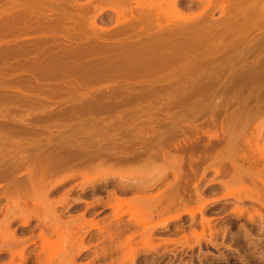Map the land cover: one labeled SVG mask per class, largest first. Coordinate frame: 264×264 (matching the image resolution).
<instances>
[{
  "label": "rangeland",
  "instance_id": "rangeland-1",
  "mask_svg": "<svg viewBox=\"0 0 264 264\" xmlns=\"http://www.w3.org/2000/svg\"><path fill=\"white\" fill-rule=\"evenodd\" d=\"M170 1L0 0V264H264V0Z\"/></svg>",
  "mask_w": 264,
  "mask_h": 264
},
{
  "label": "bare ground",
  "instance_id": "bare-ground-1",
  "mask_svg": "<svg viewBox=\"0 0 264 264\" xmlns=\"http://www.w3.org/2000/svg\"><path fill=\"white\" fill-rule=\"evenodd\" d=\"M168 1H169V0H168ZM171 1L173 2V6H172V8H174V6H175V7H178V9H177V14H178L179 12H181V11H178V10H179V6H178V1H179V0H171ZM171 1H170V2H171ZM202 1H203V0H202ZM204 1H205V0H204ZM207 1H208V4H207V6H206L205 8L208 10L210 7H212L211 9H213V6H214L215 4H214L212 1H214V0H207ZM221 1H222V0H221ZM227 1H228V0H227ZM233 1H234V0H233ZM163 2H164V1H163ZM170 2H169V3H170ZM172 2H171L170 4H172ZM211 2H212L213 4H212ZM216 2H217V0H216ZM224 2H225V0H224ZM235 2H236V1H235ZM235 2H234V3H235ZM247 2H248V1H247ZM151 3H152V2H150V4H151ZM206 3H207V2H206ZM222 3H223V2H222ZM230 3H231V2H230ZM237 3H238V2H237ZM170 4H168L169 7H170ZM256 4H257V3H256ZM148 5H149V3H148ZM164 5H165V3H164ZM227 5H228V4H227ZM227 5H226V6H227ZM230 5H231V4H230ZM142 6L145 7V5H142ZM146 6H147V5H146ZM153 6H154V5H153ZM162 6H163V5H162ZM222 6L224 7V5H222ZM222 6H220V7H222ZM13 7H14V6H13ZM144 7H143V8H144ZM154 7H155V6H154ZM154 7H152V8H154ZM223 7H222V8H223ZM229 7H230V6H229ZM229 7H228V8H229ZM11 8H12V7H11ZM145 8H146V7H145ZM148 8H149V7H148ZM155 8H156V7H155ZM157 8H158V7H157ZM162 8H163V7H162ZM170 8H171V7H170ZM174 9H175V8H174ZM174 9H172V10L174 11ZM206 9H204V11H203V9H202L201 11L205 12ZM211 9H209V10H211ZM9 10H10V9H9ZM165 10H166V8H165ZM172 10H171V12H172ZM213 10H214V9H213ZM226 10H227V9H225V11H226ZM119 11H121V10H119ZM124 11H125V10H124ZM124 11L122 10V15H123V12H124ZM127 11H128V10H127ZM15 12H16V11H15ZM203 12H202V13H203ZM125 13H127V12H125ZM202 13L200 12V14H201V15H200V16H201L200 18L203 17L201 20H203V19L205 18V15L202 14ZM205 13H208V11H206ZM209 13H210V11H209ZM10 14H11V13H10ZM118 14L121 16V13H118ZM175 14H176V11H175ZM179 14H180V13H179ZM212 14H213V13H211L210 15L212 16ZM233 14H234V13H233ZM124 15H125V14H124ZM154 15H155V13H154ZM181 15H182V14H181ZM207 15H208V17L210 16L209 14H207ZM8 16H9V13H8ZM147 16H148V14H147ZM155 16H156V15H155ZM177 16H178V15H177ZM183 16H184V15H183ZM193 16H194V15H193ZM193 16L191 17V15H190V19L188 20V21H190V23H191V22L195 23ZM211 16H210L208 19L211 20ZM94 17H97V14H96V16H94ZM157 17H158V15H157ZM175 17H176V16H175ZM178 17H179V16H178ZM184 17H185V16H184ZM184 17H182V18L184 19ZM229 17H230V16H229ZM232 17H233V16H232ZM0 18H1V17H0ZM22 18H23V17H22ZM124 18H125V17H124ZM182 18H180V19H182ZM187 18H189V17H187ZM15 19H16V18H15ZM90 19H91V18H90ZM92 19L95 20L96 18H92ZM130 19H131V18H130ZM183 19H182V20H183ZM191 19H192V21H191ZM227 19H228V16H227ZM94 20H93V23H95ZM176 20H177V19H176ZM178 20H179V18H178ZM204 20H205V19H204ZM204 20H203V21H204ZM206 20H207V19H206ZM206 20H205L206 23H208V22L210 21V20H208V22H207ZM9 21H10V20H9ZM126 21H127V19H126ZM180 21H181V20H180ZM185 21H186V20H185ZM188 21H187V22H188ZM174 22H175V21H174ZM187 22H186L185 24H188V23H189V22H188V23H187ZM5 23H6V22H5ZM175 23H177V22H175ZM168 24H171V23H168ZM183 24H184V23H183ZM185 24H184V25H185ZM120 25H122V24L120 23ZM160 25H161V24H159V27L162 26V25H161V26H160ZM177 25H178V24H177ZM210 25H211V24H210ZM6 26H7V24H6ZM12 26H13V25H12ZM12 26H11V27H12ZM87 26H88V25H87ZM90 26H91V25H90ZM92 26H93V25H92ZM122 26H123V25H122ZM182 26H183V25H182ZM194 26H195V27H196V26L198 27V25H194ZM208 26H209V24H208ZM4 27H5V25H4ZM8 27H9V26H8ZM15 27H16V26H15ZM98 27H99V26H98ZM118 27H119V26H118ZM179 27H180V26H179ZM205 27L207 28L206 25H205ZM205 27H202V28L204 29ZM209 27H210V26H209ZM211 27H212V26H211ZM6 28H7V27H6ZM29 28H30V27H29ZM122 28H123V27H122ZM124 28H125V27H124ZM182 28H183V27H182ZM185 28H187V27H185ZM190 28L193 29L194 27H191V25H190L189 28H188L189 31L191 30ZM222 28H223V26H222ZM228 28H229V26H228ZM13 29H14V28H13ZM159 29H160V28H159ZM175 29H177V28H175ZM183 29H184V28H183ZM196 29H197V28H196ZM196 29H194V30H196ZM208 29H209V28H208ZM87 30H88V29H87ZM142 30H143V29H142ZM157 30H158V29H157ZM177 30H180V28L177 29ZM78 31H79V30H78ZM82 31H83V30H82ZM93 31H94V30H93ZM152 31H153V30H152ZM184 31H185V30H184ZM186 31H187V30H186ZM189 31H187V32H189ZM196 31H197V30H196ZM171 32H172V31H171ZM177 32H178V33H177ZM177 32H176V33H175V32H174V33H170V34H172L173 37H175V38L172 37V39H175V40H176L177 37L179 38V35H180L181 31H177ZM179 32H180V33H179ZM187 32H185V33H187ZM190 32L192 33L193 30L190 31ZM190 32H189V33H190ZM0 33H1V32H0ZM3 33H4V32H3ZM89 33H91V32H89ZM93 33H94V32H93ZM118 33H120V32H118ZM163 33H164V32H163ZM191 33H190V34H191ZM194 33H196V32H194ZM81 34H82V33H81ZM81 34H80V35H81ZM83 34H84V32H83ZM157 34H158V32H157ZM160 34H161V33H160ZM164 34H165V33H164ZM173 34H174V35H173ZM201 34H202V33H201ZM144 35H146V34H144ZM166 35H167V34H166ZM186 35H188V33H187ZM193 35H194V34H193ZM210 35H211V34H210ZM91 36H92V33H91ZM133 36H134V35H133ZM157 36H158V35H157ZM183 36H184V34H183ZM188 36H189V35H188ZM188 36H187V37H188ZM207 36H208V35H207ZM46 37H47V36H46ZM70 37H71V36H70ZM124 37H125V36H124ZM131 37H132V36H131ZM149 37H150V36H149ZM158 37H159V36H158ZM161 37H162V36H161ZM189 37H190V36H189ZM191 37H192V36H191ZM193 37H194V36H193ZM193 37H192V38H193ZM197 37H198V36H197ZM213 37H216V36H213ZM82 38H83V37H82ZM136 38H137V37H136ZM144 38H145V37H144ZM165 38H166V37H165ZM167 38H169V37L167 36ZM178 38H177V39H178ZM181 38H183V37L181 36ZM192 38H191V39H192ZM84 39H85V38H84ZM155 39H156V38H155ZM162 39H163V38H162ZM184 39H185V38H184ZM187 39H188V38H187ZM197 39H198V38H197ZM130 40H131V39H130ZM158 40H159V39H158ZM158 40H157V41H158ZM164 40H165V39H164ZM181 40H182V39H181ZM181 40H180V38H179L178 41H176V42H179V41H181ZM207 40H208V39H207ZM211 40H212V39H211ZM108 41H109V40H108ZM159 41H161V39H160ZM172 41H174V40H172ZM183 41H184V40H183ZM199 41L201 42V40H199ZM17 42H18V41H17ZM88 42H89V41H88ZM101 42H102V41H101ZM115 42H116V41H115ZM151 42H152V41H151ZM155 42H156V40H155ZM170 42H171V41H170ZM181 42H182V41H181ZM185 42H187V40H185ZM193 42H194V41H193ZM193 42L191 41V43H193ZM195 42H196V41H195ZM207 42H209V41H207ZM212 42H213V41H212ZM214 42H217V41H214ZM219 42H220V41H219ZM18 43H19V42H18ZM82 43H83V42H82ZM84 43H85V42H84ZM143 43H144V42H143ZM196 43H197V42H196ZM205 43H206V42H205ZM205 43H204V44H205ZM217 43H218V42H217ZM235 43H236V42H235ZM235 43H234V44H235ZM16 44H17V43H16ZM147 44H148V43H147ZM153 44H154V43H153ZM165 44H166V42H165ZM173 44H174V42L172 43V45H173ZM178 44H179V43H178ZM184 44H185V43H184ZM188 44H189V43H187L186 45H188ZM193 44H194V43H193ZM193 44H191L190 47H191ZM200 44H201V43H200ZM200 44H199V45H200ZM236 44H237V43H236ZM87 45H88V44H87ZM113 45H114V44H113ZM116 45H117V44H116ZM141 45H143V44H141ZM162 45H164V42H163ZM170 45H171V44H170ZM174 45H175V44H174ZM199 45H198V48H199ZM205 45H206V44H205ZM210 45H211V44H210ZM215 45H216V44H215ZM51 46H52V45H51ZM155 46H156V45H155ZM155 46H154V47H155ZM158 46H160V45H158ZM167 46H168V45H167ZM235 46H236V45H235ZM12 47H13V46H12ZM174 47H175V46H174ZM188 47H189V45H188ZM188 47H187V48H188ZM193 47H194V45H193ZM196 47H197V44H196ZM196 47H195V48H196ZM200 47H201V46H200ZM208 47H209V46H208ZM126 48H127V47H126ZM185 48H186V47H185ZM201 48H202V47H201ZM201 48H200V49H201ZM209 48H210V47H209ZM215 48H216V47H215ZM215 48H214V49H215ZM217 48H219V47H217ZM13 49H14V48H13ZM27 49H28V48H27ZM152 49H153V48H152ZM159 49H160V48H159ZM159 49H158V50H159ZM212 49H213V47H212ZM214 49H213V50H214ZM55 50H56V49H55ZM173 50H174V49H173ZM190 50H192V49H189V50L187 49V52L190 51ZM193 50H195V49H193ZM205 50H206V49H205ZM207 50L209 51V49H207ZM210 50H211V48H210ZM213 50H211V52H212ZM53 51H54V50H53ZM116 51H117V50H116ZM137 51H138V50H137ZM145 51H147V50H145ZM161 51H162V49H161ZM203 51H204V49H203ZM208 51H205V52H208ZM20 52H21V50H20ZM30 52H31V51H29V53H30ZM16 53H18V51H17ZM22 53H23V52H22ZM130 53H131V52H130ZM158 53H159V52H158ZM189 53H191V52H189ZM208 53H209V52H208ZM208 53H207V54H208ZM9 54H10V53H9ZM171 54H172V53H171ZM191 54H192V53H191ZM201 54H202V53H201ZM209 54H211V53H209ZM205 55H206V54H204V56H205ZM113 56H114V55H113ZM145 56H146V55H145ZM167 56H168V55H167ZM170 56H171V55H170ZM174 56H175V55H174ZM195 56H196V55H195ZM200 56H201V55H200ZM207 56H208V55H207ZM212 56H213V55H212ZM214 56H215V55H214ZM185 57H186V56H185ZM196 57H197V56H196ZM196 57H195V59H196ZM219 57L222 58V56H219ZM124 58H125V57H124ZM157 58H158V57H157ZM172 58H173V57H172ZM204 58H205V57H204ZM215 58H216V57H215ZM109 59H110V58H109ZM177 59H178V58H177ZM207 59H208V58H207ZM131 60H132V59H131ZM173 60H174V58H173ZM202 60H203V59H202ZM229 60H230V59H229ZM112 61H113V60H112ZM128 61H129V60H128ZM178 61H179V60H178ZM240 61H241V60H240ZM103 62H104V61H103ZM211 62H212V61H211ZM211 62H210V63H211ZM221 62H222V61H221ZM221 62H220V63H221ZM242 62H243V61H242ZM242 62H241V63H242ZM254 62H255V61H254ZM104 63H105V62H104ZM128 63H129V62H128ZM225 63H227V62H225ZM22 64H23V63H22ZM98 64H99V63H98ZM142 64H143V63H142ZM145 64H146V63H145ZM151 64H152V63H151ZM155 64H156V63H155ZM163 64H164V63H163ZM222 64H223V63H222ZM42 65H43V64H42ZM107 65H108V64H107ZM111 65H112V64H111ZM129 65H130V64H129ZM192 65H193V64H192ZM210 65H211V64H210ZM232 65H233V64H232ZM38 66H39V65H38ZM127 66H128V65H127ZM163 66H164V65H163ZM97 67H98V66H97ZM183 67H184V66H183ZM197 67H198V66H197ZM218 67H219V66H218ZM228 67H229V65H228ZM262 67H263V66H262ZM128 68H129V67H128ZM158 68H159V67H158ZM169 68H170V67H169ZM178 68H179V67H178ZM225 68H226V67H225ZM143 69H144V68H143ZM235 69H236V67H235ZM242 69H243V68H242ZM38 70H39V69H38ZM126 70H127V69H126ZM141 70H142V67H141ZM156 70H158V69H156ZM160 70H161V69H160ZM184 70H185V69H184ZM187 70H188V69H187ZM95 71H97V70H95ZM150 71H151V70H150ZM198 71H199V70H198ZM213 71H214V70H213ZM196 72H197V71H196ZM201 72H202V71H201ZM241 72H242V71H241ZM213 73H214V72H213ZM242 73H243V72H242ZM247 73H248V72H247ZM262 73H263V72H262ZM50 74H51V73H50ZM89 74H90V73H89ZM236 74H237V73H236ZM58 75H59V74H58ZM85 75H86V74H85ZM144 75H146V74H144ZM183 75H184V74H183ZM185 75H186V74H185ZM210 75H211V74H210ZM212 75H213V74H212ZM216 75H217V74H216ZM243 75H244V74H243ZM260 75H261V74H260ZM37 76H38V75H37ZM39 76H40V74H39ZM43 76H44V75H43ZM55 76H56V75H55ZM180 76H181V75H180ZM197 76H198V75H197ZM89 77H90V76H89ZM106 77H107V76H106ZM128 77H129V76H128ZM236 77H237V76H236ZM33 78H34V77H33ZM68 78H69V77H68ZM197 78H198V77H197ZM35 79H36V78H35ZM102 79H103V78H102ZM194 79H195V78H194ZM199 79H200V77H199ZM204 79H205V78H204ZM216 79H217V78H216ZM236 79H237V78H236ZM75 80H76V79H75ZM185 80H186V79H185ZM185 80H184V81H185ZM200 80H201V79H200ZM230 80H231V79H230ZM251 80H252V79H251ZM253 80H254V79H253ZM256 80H257V79H256ZM256 80H255V81H256ZM260 80H261V79H260ZM27 81H29V80H27ZM202 81H203V77H202ZM225 81H226V80H225ZM255 81H254V82H255ZM262 81H263V80H262ZM25 82H26V81H25ZM76 82H77V81H76ZM81 82H82V81H81ZM190 82H191V81H190ZM237 82H238V81H237ZM258 82H259V81H258ZM153 83H154V82H153ZM213 83H214V82H213ZM228 83H229V82H228ZM194 84H195V82H194ZM198 84H199V83H198ZM209 84H210V83H209ZM253 84H254V83H253ZM255 84H256V83H255ZM73 85H74V84H73ZM81 85H82V84H81ZM148 85H149V84H148ZM202 85H203V84H202ZM191 87H192V85H191ZM200 87H201V86H200ZM244 87H245V86H244ZM75 88H76V87H75ZM187 88H188V87H187ZM141 89H142V88H141ZM170 89H171V88H170ZM175 89H176V88H175ZM244 89H245V88H244ZM252 89H254V88H252ZM74 90H75V89H74ZM155 90H156V89H155ZM191 90H192V89H191ZM191 90H190V91H191ZM245 90H246V89H245ZM249 90H250V89H249ZM257 90H258V89H257ZM61 91H62V90H61ZM72 91H73V90H72ZM187 91H188V90H187ZM194 92H195V91H194ZM256 92H257V91H256ZM261 92H262V91H261ZM101 93H102V92H101ZM148 93H149V92H147V94H148ZM177 93H178V92H177ZM179 93H180V92H179ZM203 93H204V91H203ZM258 93H259V92H258ZM181 94H182V93H181ZM193 94H194V93H193ZM207 94H208V93H207ZM103 95H104V94H103ZM118 95H119V94H118ZM148 95H149V94H148ZM191 95H192V94H191ZM191 95H190V96H191ZM254 95H255V94H254ZM88 96H89V95H88ZM116 96H117V95H116ZM146 96H147V95H146ZM193 96H195V95H193ZM196 96H198V95H196ZM240 96H241V95H240ZM249 96H250V95H249ZM83 97H84V96H83ZM105 97H108V96L105 95ZM150 97H151V96H150ZM186 97H187V96H186ZM191 97H192V96H191ZM241 97L243 98V96H241ZM253 97H254V96H253ZM256 97H257V96H256ZM84 98H85V97H84ZM95 98H96V97H95ZM147 98H148V97H147ZM192 98H193V97H192ZM192 98H191V99H192ZM238 98H239V96H238ZM246 98H247V97H246ZM249 98H250V97H249ZM263 98H264V97H263ZM180 99H181V98H180ZM243 99H244V98H243ZM89 100L92 101L91 99H89ZM99 100H102V99L100 98ZM107 100H108V99H107ZM187 100H188V98H187ZM189 100H190V98H189ZM245 100H246V99H245ZM252 100H253V98H252ZM97 101H98V100H97ZM185 101H186V100H185ZM237 101H238V100H237ZM253 101H254V100H253ZM241 102H242V101H241ZM244 102H246V101H244ZM98 103H99V102H97V104H98ZM114 103H115V102H114ZM115 104H116V103H115ZM115 104H113V106H114ZM239 104H241V103H239ZM248 105H249V104H248ZM261 105H262V104H261ZM101 106H102V105H101ZM94 107H95V105H94ZM98 107H99V106H98ZM196 107H197V106H196ZM244 107L246 108V106H244ZM250 107H251V106H250ZM110 108H111V107H110ZM112 108H113V107H112ZM218 108H219V107H218ZM262 108H264V107H262ZM106 110H107V109H106ZM249 110H250V109H249ZM249 110H248V111H249ZM245 111H246V109H245ZM254 111H255V110H254ZM227 113H228V112H227ZM251 113H252V112H251ZM237 114H238V112H237ZM252 115H253V114H252ZM242 116H243V115H242ZM237 117H238V116H237ZM229 119H230V118H229ZM235 119H236V118H235ZM251 119H252V118H251ZM243 120H244V119H243ZM263 120H264V119H263ZM253 121H254V120H253ZM253 121H252V122H253ZM252 122H250V124H251ZM226 123H228V122H226ZM243 123H244V122H243ZM247 123H248V122H247ZM241 124H242V123H241ZM248 124H249V123H248ZM263 124H264V123H263ZM238 125H239V124H238ZM246 125H247V124H246ZM246 125H245V127H246ZM256 125H257V124H256ZM251 126H252V125H251ZM261 126H262V125H261ZM261 126H260V127H261ZM222 127H223V126H222ZM239 127H241V126L239 125ZM224 128H226V127H224ZM247 128H248V127H247ZM263 128H264V127H263ZM222 129H223V128H222ZM231 129H233V128H231ZM242 129H243V128H242ZM237 130H238V129H237ZM256 130H257V129H256ZM225 131H226V130H225ZM227 131H228V130H227ZM243 131H244V130H243ZM245 131H246V130H245ZM260 131H261V130H260ZM222 133H223V132H222ZM234 133H235V132H234ZM237 133H238V132H237ZM237 133H236V134H237ZM259 133H260V132H258V134H259ZM230 134H231V133H230ZM244 134H245V133H244ZM218 135H220V134H218ZM232 135L234 136V134H232ZM210 136H211V135H210ZM220 136H221V135H220ZM252 136H253V135H252ZM252 136H251V137H252ZM258 136H259V135H258ZM258 136H257V137H258ZM226 137H227V136H226ZM230 137H231V136H230ZM254 137H256V136L254 135ZM254 137H253L252 141H251V140H248V141H247L248 145H249L251 148L253 147V145H255V144L257 145V144H258V143H257V140H258V139L256 140L257 137H256V138H254ZM170 138H171V137H170ZM172 138H174V137H172ZM240 138H241V137H240ZM161 139H162V138H161ZM212 139H213V138H212ZM234 139H235V138H234ZM237 139H238V138H237ZM244 139H245V138H244ZM250 139H251V138H250ZM156 140H157V139H156ZM232 140H233V138H232ZM117 141H118V140H117ZM167 141H168V140H167ZM220 141H221V140H220ZM235 142H237V141H235ZM37 143H38V142H37ZM80 143H81V142H80ZM103 143H104V142H103ZM169 143H170V142H169ZM178 143H179V142H178ZM226 143H227V142H226ZM38 144H39V143H38ZM97 144H98V143H97ZM155 144H156V143H155ZM263 144H264V142H263ZM167 145H168V144H167ZM167 145H166V146H167ZM231 145L234 146L235 144L233 145V143H232ZM241 145H242V144H241ZM244 145H245V144H244ZM72 146H73V145H72ZM97 146H98V145H97ZM99 146H100V145H99ZM73 147H74V146H73ZM83 147H84V146H83ZM87 147H88V146H87ZM172 147H173V146H172ZM237 147H238V146H237ZM254 147H256V146H254ZM31 148H32V147H31ZM71 148H72V147H71ZM76 148H78V146H77ZM79 148H80V147H79ZM155 148H156V147H155ZM192 148H193V147H192ZM224 148H225V147H224ZM227 148H228V147H227ZM234 148H235V147H234ZM259 148H260V147H259ZM106 149H108V148H106ZM237 149H238V148H237ZM239 149H240V148H239ZM249 149H250V148H249ZM261 149H262V148H261ZM60 150H61V149H60ZM69 150H70V149H69ZM194 150H195V148H194ZM219 150H220V149H219ZM219 150H218V151H219ZM231 150H232V149H231ZM233 150H234V149H233ZM233 150H232V152H233ZM258 150H259V149H258ZM63 151H64V150H63ZM82 151H83V150H82ZM103 151H104V150H103ZM239 151H240V150H239ZM41 152H42V151H41ZM71 152H72V151H71ZM223 152H224V151H223ZM235 152H236V151H235ZM253 152L256 153V150L253 151ZM257 152H258V151H257ZM35 153H36V152H35ZM59 153H60V152H59ZM72 153H73V152H72ZM88 153H89V152H88ZM110 153H112V152H110ZM115 153H116V152H115ZM227 153H228V152H227ZM61 154H62V153H61ZM154 154H155V153H154ZM157 154H158V153H157ZM218 154H219V153H218ZM221 154H222V153H221ZM230 154H231V153H230ZM241 154H242V153H241ZM249 154H250V153H249ZM257 154H258V153H257ZM62 155H64V154H62ZM90 155H91V154H90ZM162 155H163V154H162ZM247 155H248V154H247ZM254 155H255V154H254ZM110 156H111V155H110ZM159 156H160V155H159ZM218 156H219V155H218ZM230 156H231V155H230ZM236 156H237V155H236ZM250 156H251V155H250ZM261 156L264 157V151L261 152ZM29 157H30V156H29ZM74 157H75V156H74ZM115 157H116V156H115ZM163 157H164V156H163ZM227 157H228V156H227ZM232 157H233V156H232ZM238 157H239V156H238ZM240 157H241V155H240ZM246 157H247V156H246ZM78 158H80V156H79ZM111 158H112V157H111ZM118 158H119V157H118ZM248 158H249V157H247V159H248ZM256 158H258V156H257ZM59 159H60V158H59ZM62 159H63V158H62ZM108 159H109V158H108ZM113 159H114V158H113ZM115 159H116V158H115ZM119 159H120V158H119ZM138 159H139V157H138ZM138 159H137V160H138ZM154 159H156V158H154ZM167 159H168V158H167ZM261 159H262V158H261ZM77 160H78V159H77ZM168 160H169V159H168ZM173 160H174V159H173ZM183 160H184V159H183ZM39 161H42V160H39ZM61 161H62V160H61ZM113 161H115V160H113ZM131 161H132V160H131ZM225 161H226V159H225ZM232 161H233V160H232ZM232 161H231V162H232ZM248 161H250V159H249ZM253 161H254V160H253ZM34 162H35V161H34ZM59 162H60V160H59ZM67 162H68V161H67ZM95 162H96V161H95ZM115 162H116V161H115ZM115 162H114V163H115ZM158 162H159V161H158ZM160 162H161V161H160ZM175 162H176V159H175ZM42 163H44V162H42ZM45 163H46V162H45ZM73 163H74V162H73ZM118 163H119V162H118ZM177 163L179 164L180 162H177ZM177 163H176V164H177ZM251 163H252V162H251ZM253 163H254V162H253ZM253 163H252V164H253ZM93 164H94V163H93ZM103 164H104V163H103ZM159 164H160V163H159ZM239 164H240V163H239ZM239 164H238V165H239ZM39 165H40V164H39ZM70 165H71V164H70ZM112 165H113V164H112ZM135 165H136V162H135ZM180 165H181V164H180ZM71 166H72V165H71ZM80 166H81V164H80ZM90 166H91V165H90ZM96 166H97V165H96ZM110 166H111V165H110ZM110 166H109V167H110ZM118 166H120V165H118ZM176 166H178V165H176ZM224 166H225V165H224ZM235 166L237 167V165H233V167H235ZM239 166H240V165H239ZM241 166H242V165H241ZM241 166H240V167H237V168L234 170V171H235L234 174L230 177V179H229L227 182H224L225 188H226L227 190L229 189V191H230V187H232V186H235V187H236V185H239L240 188L243 187L242 189H245L248 185H252L251 183H253V184H255V185H258V183H257V184L255 183V182H256V179H257V181L260 182V184H263V185H264V177H263L264 173H263V172L260 173V178H258L259 176H258V173H257L256 179H255V178H254V177H255L254 174L256 173L255 170H254L255 172H254V174H253L252 172H250V170H249V171H248V170L245 171L246 169H245L244 171H243V169L240 170ZM91 167H92V166H91ZM99 167H100V166H99ZM107 167H108V165H107ZM111 167H112V166H111ZM120 167H121V166H120ZM123 167H124V166H123ZM163 167H164V166H163ZM174 167H175V166H174ZM250 167H251V166H250ZM27 168H28V167H27ZM34 168H35V167H34ZM83 168H84V167H83ZM89 168H90V167H89ZM124 168H125V167H124ZM130 168H131V167H130ZM172 168H173V167H172ZM238 168H239V169H238ZM243 168H244V167H243ZM31 169H32V168H31ZM40 169H41V168H40ZM42 169H43V168H42ZM81 169H82V168H81ZM81 169H80V171H81ZM87 169H88V168H87ZM90 169H91V168H90ZM99 169H100V168H98V170H99ZM101 169H102V167H101ZM125 169H126V168H125ZM160 169H161V168H160ZM207 169H208V168H207ZM260 169H261V168H260ZM8 170H9V169H8ZM8 170H7V171H8ZM12 170H13V169H12ZM43 170H44V169H43ZM92 170H94V168H92ZM92 170H91V171H92ZM111 170H113V169H111ZM122 170H123V169H122ZM157 170H158V169H157ZM164 170H165V169H164ZM176 170H177V169H176ZM251 170H252V169H251ZM35 171H36V170H35ZM38 171H39V170H38ZM41 171H42V170H41ZM45 171H46V170H45ZM123 171H125V170H123ZM133 171H134V170H133ZM160 171H161V170H160ZM174 171H175V170H174ZM178 171H181V170H178ZM178 171H177V172H178ZM5 172H6V171H5ZM12 172H13V171H12ZM36 172H37V171H36ZM82 172H84V171H82ZM82 172H80V173L82 174ZM92 172H93V171H92ZM92 172H90V173H92ZM105 172H106V170H105ZM109 172H111V171L109 170ZM125 172H126V171H125ZM136 172H137V171H136ZM8 173H9V172H8ZM29 173H30V172H29ZM41 173H42V172H41ZM100 173H102V171H101ZM205 173H206V172H205ZM216 173H217V174H220V170L217 169V170H216ZM5 174H7V172H6ZM9 174H10V173H9ZM37 174H38V173H37ZM46 174H47V173H46ZM97 174H98V173H97ZM114 174H115V173H114ZM125 174H126V173H125ZM139 174H140V173H139ZM159 174H160V173H159ZM175 174H176V173H175ZM177 174H178V173H177ZM179 174H180V173H179ZM261 174H262V175H261ZM29 175H30V174H29ZM35 175H36V174H35ZM85 175H86V174H85ZM85 175H84V177H85ZM92 175H93V174H92ZM133 175H134V174H133ZM142 175H143V174H142ZM0 176H1V175H0ZM10 176H11V175H10ZM48 176H49V175H48ZM75 176H76V175H75ZM96 176H97V175H96ZM121 176H122V175H121ZM121 176H120V177H121ZM143 176H144V175H143ZM143 176H142V177H143ZM175 176H176V175H175ZM3 177H4V176H3ZM5 177H6V175H5ZM27 177H28V176H27ZM92 177H93V176H92ZM94 177H95V175H94ZM102 177H103V176H102ZM123 177H124V176H123ZM138 177H139V175H138ZM6 178H7V177H6ZM65 178H66V177H65ZM175 178L178 179L179 176L177 175V177H175ZM247 178H250V179H251V180H250V184H248V185H247V183H248L247 181H249V180H247ZM2 179H3V178H2ZM9 179H10V178H9ZM128 179H129V178H128ZM30 180H31V178H30ZM179 180H180V178H179ZM182 180H183V179H182ZM182 180H181L180 182H182ZM18 181H19V180H18ZM18 181H17V182H18ZM21 181H22V180H21ZM26 181H27V180H26ZM39 181H40V180H39ZM175 181H176V180H175ZM12 182H13V181H12ZM27 182H28V181H27ZM30 182H31V181H30ZM33 182H34V181H33ZM154 182H155V181H154ZM94 183H95V182H94ZM123 184H124V183H123ZM141 184H142V183H141ZM16 185H17V184H16ZM21 185H22V184H21ZM35 185H36V184H35ZM38 185H39V184H38ZM263 185H262V186H263ZM13 186H14V185H13ZM17 186H18V185H17ZM27 186H29V185H27ZM239 186H238V187H239ZM252 186H253V185H252ZM262 186H261V187H262ZM18 188H19V187H18ZM34 188H35V189H34L33 191H35V190H37V189H40L39 187L36 189V186H35ZM177 188H178V187H177ZM247 188H248V187H247ZM22 189H24V188H22ZM8 190H9V189H8ZM231 190H233V188H232ZM250 190H251V189H250ZM10 191H11V190H10ZM37 191H38V190H37ZM229 191H228V192H229ZM25 192H26V191H25ZM35 192H36V191H35ZM40 192H42V191L39 190V193H40ZM181 192H182V191H181ZM198 192H199V191H198ZM230 192H231V191H230ZM241 192H242V191H241ZM243 192H244V191H243ZM246 192H247V191H246ZM37 193H38V192H37ZM182 193H183V192H182ZM4 194H5V193H4ZM12 194H13V193H12ZM33 194H35V193H33ZM41 194H42V193H40V194H36V195H37V197H38V195L40 196ZM229 194H230V193H229ZM233 194H235V193L233 192ZM236 194H237V193H236ZM236 194H235V195H236ZM167 195H168V194H167ZM167 195H166V196H167ZM170 195H171V196H170ZM177 195H178V194H177ZM177 195H175V194L173 195L172 193L169 194V196L166 197V202H167V203L165 202V203H166V204H165L166 206L164 205L165 207L163 206V209H165V208H167V207H168V209H170V208H172V207H171L172 205H177V202L180 201V200L176 199ZM9 196H10V195H9ZM16 196H17V195H16ZM158 196H160V195H158ZM174 196H175V197H174ZM180 196H181V195H180ZM242 196H243V195H242ZM242 196H241V197H242ZM244 196H245V195H244ZM40 197H41V196H40ZM153 197H154V196H153ZM153 197H152V198H153ZM155 197H156V196H155ZM223 197H224V196H223ZM235 197H236V196H235ZM248 197H249V196H248ZM248 197H247V198H248ZM257 197H259L258 194H257ZM15 198H16V197H15ZM46 198H47V197H46ZM116 198H117V195H116V197H114V199H116ZM136 198H137V197H136ZM157 198H158V197H157ZM161 198H162V197H160V199H159V198L157 199V200H158V201H157V202H158L157 204H162V200H163V199H161ZM190 198H191V197H190ZM19 199H20V198H19ZM21 199H22V198H21ZM41 199H42V198H40V202L42 203ZM129 199H130V198H129ZM137 199H138V198H137ZM241 199H242V198H241ZM251 199H252V198H251ZM254 199H255V198H254ZM256 199H257V198H256ZM260 199H261V198H260ZM17 200H18V199H17ZM23 200H24V199H23ZM42 200H43V199H42ZM138 200H139V199H138ZM177 200H178V201H177ZM193 200H194V199H193ZM26 201H27V200H26ZM43 201H44V200H43ZM51 201H52V199H51ZM115 201H118L120 204H122V200H120V199H118V198H117V200H115ZM115 201H114V202H115ZM136 201H137V200H135L134 202H136ZM139 201H140V200H139ZM139 201H138V202H139ZM188 201H189V200H188ZM188 201H187V202H188ZM257 201H258V200H257ZM12 202H13V201H12ZM16 202H17V201H16ZM61 202H62V201H61ZM114 202H113V203H114ZM132 202H133V201H132ZM207 202H208V201H207ZM43 203H44V202H43ZM125 203H126V202H125ZM125 203H124V204H125ZM192 203H193V202H192ZM10 204H11V203H10ZM55 204H57V203H55ZM134 204H135V203H134ZM139 204H140V203H139ZM13 205H14V204H13ZM17 205H19V204L17 203ZM43 205L47 207V204H46V205L43 204ZM52 205H53V204H52ZM128 205H130V204H129V203H128L127 205L125 204V206H128ZM137 205H138V204H137ZM137 205H136V206H137ZM113 206L116 207L115 205H113ZM121 206H122V207H121ZM138 206H139V205H138ZM203 206H204V205H203ZM203 206H202V207H203ZM13 207H14V206H13ZM15 207H18V206H15ZM23 207H24V206H23ZM27 207H28V206H27ZM42 207H43V206H42ZM46 207H44V208H46ZM119 207H120V208H124L123 204L120 205ZM119 207H116V208H119ZM130 207H131V205H130ZM134 207H135V205H134ZM141 207H143V206H141ZM156 207H158V206H156ZM160 207H161V206H160ZM169 207H170V208H169ZM176 207H177V206H176ZM202 207H201V208H202ZM29 208H30V207H29ZM44 208H43V209H44ZM137 208H138V207H137ZM148 208H150V207H148ZM148 208H147V209H148ZM152 208H153V207H152ZM201 208H200V209H201ZM6 209H7V208H6ZM9 209H10V208H9ZM27 209H28V208H27ZM36 209H37V208H36ZM139 209H140V208H139ZM159 209H161V208H159ZM176 209H177V208H176ZM44 210H45V209H44ZM48 210H49V209H48ZM121 210H122V209H121ZM131 210H132V209H131ZM136 210H138V209H136ZM148 210H149V209H148ZM170 210H171V209H170ZM13 211H14V210H13ZM19 211H21V210H20V207H19ZM128 211H130V209H129ZM14 212H15V211H14ZM40 212H41V211H40ZM10 213H11V212H10ZM22 213H23V212H22ZM37 213L39 214V212H37ZM45 213H46V212H45ZM55 213H56V212H55ZM123 213H125V212H123ZM140 213H141V212H140ZM153 213H155V212L153 211ZM161 213H162V212H161ZM194 213H195V212H194ZM258 213H259V212H258ZM12 214H14V213H12ZM34 214H35V213H34ZM141 214H142V213H141ZM141 214H140V215H141ZM182 214H183V212H182ZM55 215H56V214H55ZM57 215H58V214H57ZM120 215H121V214L119 213V216H120ZM9 216H10V215H9ZM45 216H47V214H46ZM116 216H117V215H116ZM119 216H117V217H119ZM181 216H182V215L180 214V215H178L177 217H175V219L180 218ZM7 217H8V216H7ZM47 217H48V216H47ZM55 217H56V218H55ZM55 217H54V218H55V221H56L55 223H60V224H61V222H62L63 220H62L59 216H55ZM57 217H58V218H57ZM61 217H62V216H61ZM117 217H116V218H117ZM11 218H12V216H11ZM59 218H60L62 221H61ZM148 218H150V217L148 216ZM51 219H53V218H51ZM51 219H50V221L52 222V226H51V227L54 228V229H55V227H59V226H54V225H56V224L53 225V222H54V221L51 220ZM80 219H81V218H80ZM173 219H174V218H172V220H173ZM4 220H5V219H4ZM46 220H47V218H46ZM59 220H60V221H59ZM78 220H79V218H78ZM79 221H80V220H79ZM86 221H87V220H86ZM86 221L83 220V219H81V223H79V224L77 223V225H75V227L78 229V232H79V230H81V229H79V228H81L82 226L84 227L85 225L87 226L88 221H87V222H86ZM170 221H171V220H170ZM51 222H50V223H51ZM63 222H64V221H63ZM207 222L210 223L209 220H208ZM47 223H48V225L50 224L49 222H47ZM60 224H59V225H60ZM64 224H65V223H64ZM64 224L62 225L63 229H66V230H67V229L70 228L71 223H70V224L67 223L66 226H65ZM68 224H69V225H68ZM74 224H76V223H74ZM74 224H73V225H74ZM90 224L93 225L92 222L88 223L89 226H90ZM1 225H2V224H1ZM3 225H4V224H3ZM7 225H8V224H7ZM10 225H11V224H10ZM50 225H51V224H50ZM95 226H99V225L96 224V225L93 226V228H94ZM5 227H6V226H5ZM51 227H50V228H51ZM64 227H66V228H64ZM67 227H68V228H67ZM75 227H74V228H75ZM91 227H92V226H91ZM91 227H90V228H91ZM101 227H102V226H101ZM76 228H75V229H76ZM98 228H100V227H98ZM43 229H44V228H43ZM58 229H59V228H58ZM63 229H62V231H63ZM71 229H73V228H71ZM77 229H76V231H77ZM100 229H101V228H100ZM49 230H50V229H49ZM55 230H56V229H55ZM55 230H53V231H55ZM66 230H65V231H66ZM3 231H4V230H3ZM72 231H73V230H72ZM81 231H82V230H81ZM67 232H68V231H67ZM67 232H66V233H67ZM10 233H11V232H10ZM62 233H63V232H62ZM64 233H65V232H64ZM6 234H7V233H6ZM2 235H3V234H2ZM9 235H10V234H9ZM12 235H13V233H12ZM76 236H77V235H76ZM2 237H3V236H2ZM15 237H16V236H15ZM39 239H40V238H39ZM81 240H82V239H81ZM13 241H14V240H13ZM4 243H5V242H4ZM17 244H18V243H17ZM12 245H13V244H12ZM15 254H16V253H15Z\"/></svg>",
  "mask_w": 264,
  "mask_h": 264
}]
</instances>
